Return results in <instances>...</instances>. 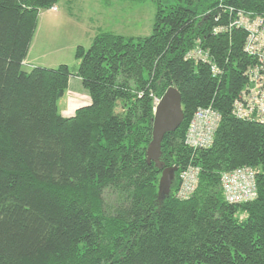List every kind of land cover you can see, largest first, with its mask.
<instances>
[{
	"label": "trees",
	"instance_id": "obj_1",
	"mask_svg": "<svg viewBox=\"0 0 264 264\" xmlns=\"http://www.w3.org/2000/svg\"><path fill=\"white\" fill-rule=\"evenodd\" d=\"M59 1L0 0V264H264V123L233 113L256 64L247 31H214L230 18L221 0H157L150 35L100 32L77 47L91 103L66 117L71 67L25 69L40 11ZM225 2L264 16V0ZM198 40L219 72L187 58ZM171 85L185 119L161 144L178 169L160 205L162 169L147 151L155 100ZM209 106L221 114L215 140L194 149L190 121ZM190 166L198 187L180 199ZM244 166L257 171L258 195L230 203L222 173Z\"/></svg>",
	"mask_w": 264,
	"mask_h": 264
},
{
	"label": "built area",
	"instance_id": "obj_2",
	"mask_svg": "<svg viewBox=\"0 0 264 264\" xmlns=\"http://www.w3.org/2000/svg\"><path fill=\"white\" fill-rule=\"evenodd\" d=\"M221 0L224 11L229 13L228 24H221L214 31L242 28L247 31L245 51L256 58V64L247 71L248 83L233 104V113L242 119L264 123V16L253 11L236 9ZM57 9L56 6L52 7ZM222 15L217 16L220 20ZM187 58L197 62L209 63L214 72H219L215 62L211 61L208 48L198 40L187 52ZM156 106L160 98H156ZM221 122V114L212 106L199 108L192 117L185 142L194 149L210 147L216 137ZM201 169L190 166L180 174V186L177 197L188 199L196 191ZM222 187L225 199L230 203L253 200L258 195L257 171L253 167L244 166L222 173Z\"/></svg>",
	"mask_w": 264,
	"mask_h": 264
},
{
	"label": "rangeland",
	"instance_id": "obj_3",
	"mask_svg": "<svg viewBox=\"0 0 264 264\" xmlns=\"http://www.w3.org/2000/svg\"><path fill=\"white\" fill-rule=\"evenodd\" d=\"M104 1L106 6H109L110 9V13L105 17V19L108 20L106 22V27L104 28L105 30L126 37L148 36L153 32L158 10L157 0ZM174 1L175 0H170L167 2L174 3ZM58 4L61 7L59 14L54 13L50 10L51 8H48L43 9V15L41 17L39 16L40 25L38 24L39 29L35 41L36 43H34L30 58L37 59L43 57V61H46V63H51L52 61L57 60L62 62L66 61L65 63H68L73 67V60L78 59H76V50L74 51L72 48L73 43L81 41L86 44L85 47L88 48V45L90 46L91 42L90 44H87V34L93 26L91 22L87 23L81 14H74V16L68 17L67 10H69L70 7L62 0H60ZM93 9L96 10L95 2ZM118 11H121L120 18H118L116 14ZM105 19L104 21H106ZM100 21L102 20L100 19ZM99 26H102V24L97 27ZM38 61L40 62L39 59ZM25 69L29 70L31 68L25 66Z\"/></svg>",
	"mask_w": 264,
	"mask_h": 264
},
{
	"label": "crops",
	"instance_id": "obj_4",
	"mask_svg": "<svg viewBox=\"0 0 264 264\" xmlns=\"http://www.w3.org/2000/svg\"><path fill=\"white\" fill-rule=\"evenodd\" d=\"M62 1L67 6L70 7L69 10H67L68 11V14H67L68 17L69 16L72 17V16H74V14H76V15L81 14L83 16V19H85V21L87 23L88 22L92 23L93 28L87 34V36H88V43L87 44H90V42H91L90 46L92 45L93 40L98 33L108 31V30H105L104 28L106 27V22L108 21L107 19H105V17L107 16L108 13H110V9H109V6H106V3L104 0H62ZM90 2H91V4H90ZM94 2L96 3V10L93 9ZM74 4H75V8H74ZM55 6L57 7V9L51 8L50 10L53 11L54 13L59 14V12L61 11V7L59 6L58 3ZM123 10H121V11H123ZM121 11L116 12L118 18L121 17V15H120ZM43 13H44L43 10H41L40 11V17L43 15ZM113 13H115V12H113ZM40 17H39V19H40ZM100 19L102 21H100ZM104 19L106 21H104ZM100 24H102V26L97 27ZM39 25H40V21H39ZM38 29L39 28H37V31L35 33V37L33 39L29 54L25 60V66H28L31 69L36 67V66L55 68L61 64H68V63H65L66 61L62 62L60 60L52 61L51 63H46V61H43V57H39L37 59L30 58L31 51L34 47V43H36L35 41H36ZM91 31H93V32H91ZM79 45H83L84 47L86 46V44L82 43L81 41H78V42L73 43V47H72L73 50L75 51ZM90 46L88 45V47H90ZM38 59L40 60L41 63L38 61ZM76 59H77V57H76ZM47 64H51V65H47ZM72 64L74 65L73 67L69 64L68 65L72 68L75 75H73L70 78L69 88H68L66 95L59 101L60 112L66 117L74 115L78 108L91 103L90 94H89L88 90L85 88V86L83 85L82 78L77 75V70H78V67L80 64L79 59L73 60ZM31 69H29V70H31Z\"/></svg>",
	"mask_w": 264,
	"mask_h": 264
},
{
	"label": "water",
	"instance_id": "obj_5",
	"mask_svg": "<svg viewBox=\"0 0 264 264\" xmlns=\"http://www.w3.org/2000/svg\"><path fill=\"white\" fill-rule=\"evenodd\" d=\"M184 119L182 95L176 86L171 85L156 106L153 118V140L147 151L148 161L155 162L156 166L162 169L158 193L160 205L171 194L178 169L176 166H166L161 160V144L165 134L178 128Z\"/></svg>",
	"mask_w": 264,
	"mask_h": 264
}]
</instances>
